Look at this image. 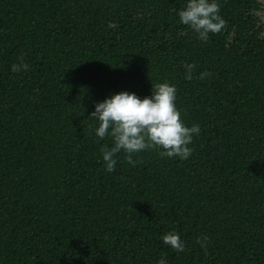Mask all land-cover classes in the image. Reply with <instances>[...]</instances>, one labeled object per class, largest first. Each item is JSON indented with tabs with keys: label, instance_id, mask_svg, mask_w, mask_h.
Masks as SVG:
<instances>
[{
	"label": "trees",
	"instance_id": "obj_1",
	"mask_svg": "<svg viewBox=\"0 0 264 264\" xmlns=\"http://www.w3.org/2000/svg\"><path fill=\"white\" fill-rule=\"evenodd\" d=\"M185 2L0 0V264H264V0H217L203 41ZM165 82L191 156L107 172L95 103Z\"/></svg>",
	"mask_w": 264,
	"mask_h": 264
},
{
	"label": "clouds",
	"instance_id": "obj_2",
	"mask_svg": "<svg viewBox=\"0 0 264 264\" xmlns=\"http://www.w3.org/2000/svg\"><path fill=\"white\" fill-rule=\"evenodd\" d=\"M179 22L187 25L200 40H206L209 34L219 33L224 19L219 15L217 0H186L184 8L178 13ZM26 63L14 64L12 70H27ZM192 65L187 66L184 78L192 79ZM205 74L202 73L201 77ZM175 85L159 83L152 87L150 96L140 98L135 93L122 91L96 102L90 114L96 122L95 135L103 140L111 137L112 147L102 150L105 170H115L116 155L123 151L130 165H135L133 155L147 149H161L160 155L169 158L188 159L192 154L189 145L194 135L200 133L198 124L188 127L181 119V112L176 106ZM205 235L197 239L201 246L207 242ZM164 244L176 252L185 250V243L180 234L168 232L162 236ZM156 264H167L161 257Z\"/></svg>",
	"mask_w": 264,
	"mask_h": 264
},
{
	"label": "rangeland",
	"instance_id": "obj_3",
	"mask_svg": "<svg viewBox=\"0 0 264 264\" xmlns=\"http://www.w3.org/2000/svg\"><path fill=\"white\" fill-rule=\"evenodd\" d=\"M261 18H262V21H263V23H264V11L261 12Z\"/></svg>",
	"mask_w": 264,
	"mask_h": 264
}]
</instances>
